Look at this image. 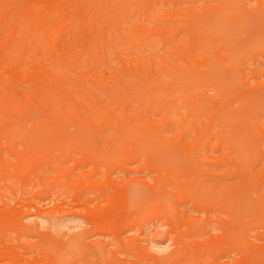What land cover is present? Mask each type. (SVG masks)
<instances>
[{"label":"rangeland","instance_id":"obj_1","mask_svg":"<svg viewBox=\"0 0 264 264\" xmlns=\"http://www.w3.org/2000/svg\"><path fill=\"white\" fill-rule=\"evenodd\" d=\"M0 264H264V0H0Z\"/></svg>","mask_w":264,"mask_h":264}]
</instances>
